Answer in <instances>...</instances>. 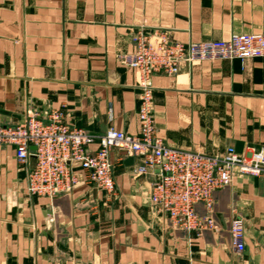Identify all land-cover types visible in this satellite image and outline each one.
<instances>
[{
    "label": "crops",
    "instance_id": "crops-1",
    "mask_svg": "<svg viewBox=\"0 0 264 264\" xmlns=\"http://www.w3.org/2000/svg\"><path fill=\"white\" fill-rule=\"evenodd\" d=\"M140 25L181 42L264 32V0H0V123L56 109L94 134H138V71L119 56L134 50ZM153 85L156 134L168 145L241 153L264 145V57L196 61L155 73ZM14 151L0 144V264H264L259 177L235 175L213 194V226L184 231L153 212V176L134 173L137 155L110 150L113 196L75 166L79 184L50 199L27 194L28 166ZM236 215L242 251L230 238Z\"/></svg>",
    "mask_w": 264,
    "mask_h": 264
},
{
    "label": "built area",
    "instance_id": "built-area-1",
    "mask_svg": "<svg viewBox=\"0 0 264 264\" xmlns=\"http://www.w3.org/2000/svg\"><path fill=\"white\" fill-rule=\"evenodd\" d=\"M131 41L134 50L119 59L138 71V134L114 127L94 134L66 123L61 112L52 109L44 117L33 111L21 123H0V144L13 145L16 159L28 166L27 194L50 199L71 192L79 184L75 166L85 170L88 183L106 197L113 196L110 150L118 148L137 155L141 161L134 166V173L153 176L149 191L153 212L173 228L201 232L213 226L210 211L215 191L229 185L237 174L264 180V145L247 153L237 152L233 146L204 152L168 145L156 134L153 75L172 76L201 60L264 57V32H234L226 39L181 42L161 29L140 25ZM95 142L97 149L90 150ZM199 203L207 214L198 212ZM229 232L232 246L242 251L245 225L240 215L231 219Z\"/></svg>",
    "mask_w": 264,
    "mask_h": 264
},
{
    "label": "water",
    "instance_id": "water-1",
    "mask_svg": "<svg viewBox=\"0 0 264 264\" xmlns=\"http://www.w3.org/2000/svg\"><path fill=\"white\" fill-rule=\"evenodd\" d=\"M132 161H133L132 157H128V158L126 159V162L129 163V164H131Z\"/></svg>",
    "mask_w": 264,
    "mask_h": 264
}]
</instances>
